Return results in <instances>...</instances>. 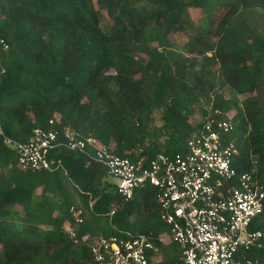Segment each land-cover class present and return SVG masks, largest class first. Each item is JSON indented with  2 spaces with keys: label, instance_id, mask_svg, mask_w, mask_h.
<instances>
[{
  "label": "trees",
  "instance_id": "1",
  "mask_svg": "<svg viewBox=\"0 0 264 264\" xmlns=\"http://www.w3.org/2000/svg\"><path fill=\"white\" fill-rule=\"evenodd\" d=\"M190 10L203 14L197 25ZM0 40V264H94L90 247L119 232L145 234L162 264L182 263L175 242L158 241L168 227L154 188L125 202L103 165L64 146L48 170L22 169L4 139L36 129L94 137L147 165L185 154L221 109L232 113L224 137L237 175L264 185V0H0ZM251 228L264 230V209ZM247 255L264 261V248Z\"/></svg>",
  "mask_w": 264,
  "mask_h": 264
},
{
  "label": "built area",
  "instance_id": "2",
  "mask_svg": "<svg viewBox=\"0 0 264 264\" xmlns=\"http://www.w3.org/2000/svg\"><path fill=\"white\" fill-rule=\"evenodd\" d=\"M0 46L7 49L2 40ZM231 117V112L212 110L203 117L202 129L188 140L185 154H160L147 165L143 159L114 155L111 145L94 137L70 131L63 133L64 141L56 130L36 129L26 142H4L17 150L22 169L48 170L49 154L58 146L86 153L115 178L116 192L125 202L141 188H154L160 219L168 227L158 241L175 242L182 252L181 264H264L247 255L264 248V230L251 228L264 209V185L256 184L250 174L238 176L233 167L237 148L224 137L234 129ZM234 179L237 187L230 183ZM70 212L74 223L81 225L82 212L73 208ZM67 233L79 243L74 229ZM159 252L145 234L129 232L100 237L90 247L94 264H155Z\"/></svg>",
  "mask_w": 264,
  "mask_h": 264
},
{
  "label": "rangeland",
  "instance_id": "3",
  "mask_svg": "<svg viewBox=\"0 0 264 264\" xmlns=\"http://www.w3.org/2000/svg\"><path fill=\"white\" fill-rule=\"evenodd\" d=\"M189 13H190V15H191V17H192L194 23L197 25V24L199 23V20L201 19V17H202L203 14L201 13L200 10H190ZM172 39L175 41L176 44H178V45H182V44H184L185 41L187 40V36H186L185 34H177V35L173 36ZM155 116H156V122H155V123L158 125V124H159V122H158V120H157L158 114H156ZM190 120H191V122H193V123H198V122H200V120H201V116H200L199 113H196V114H194V115L191 117ZM107 180H108L109 182H111L112 184H115V183H116L115 178H113V177H111V176H109V175H108V177H107ZM166 234H167V233H166ZM160 258H161L160 255H158V259H159V261H161ZM159 264H161V262H159Z\"/></svg>",
  "mask_w": 264,
  "mask_h": 264
},
{
  "label": "crops",
  "instance_id": "4",
  "mask_svg": "<svg viewBox=\"0 0 264 264\" xmlns=\"http://www.w3.org/2000/svg\"><path fill=\"white\" fill-rule=\"evenodd\" d=\"M160 260H161V258H160ZM159 262H161V261H159V259H158V257L154 260V263L155 264H159ZM162 264V263H161Z\"/></svg>",
  "mask_w": 264,
  "mask_h": 264
}]
</instances>
